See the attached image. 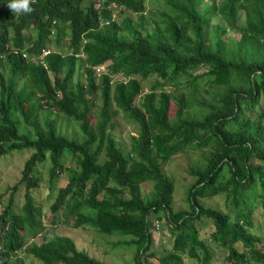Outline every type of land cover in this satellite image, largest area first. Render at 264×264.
Wrapping results in <instances>:
<instances>
[{"label": "trees", "instance_id": "16d2710c", "mask_svg": "<svg viewBox=\"0 0 264 264\" xmlns=\"http://www.w3.org/2000/svg\"><path fill=\"white\" fill-rule=\"evenodd\" d=\"M99 1L31 0L30 13L16 14L0 0V157L29 152L22 206L14 209L11 191L5 204L0 194V264H20L19 250L44 264H106L68 236L23 248L45 231L32 197L39 164L50 178L67 174L50 219L59 212L74 227L129 236L121 242L136 245L135 264H146L144 254L183 264L185 252L212 264L194 223L201 217L212 220L208 239L227 249L228 264H264L249 230L264 210V0H114L134 17L113 21ZM119 112L135 124L127 150L114 137ZM59 114L80 140L60 132ZM190 147L210 150L188 169L189 209L175 210L163 164ZM219 194L231 199L233 217L202 203ZM151 215L167 224L170 247L154 250Z\"/></svg>", "mask_w": 264, "mask_h": 264}, {"label": "rangeland", "instance_id": "374dc122", "mask_svg": "<svg viewBox=\"0 0 264 264\" xmlns=\"http://www.w3.org/2000/svg\"><path fill=\"white\" fill-rule=\"evenodd\" d=\"M146 3L148 4L149 0H146ZM126 15L134 17L133 13L127 12L126 9H123L118 13L117 18L123 19ZM80 64L82 65L81 61ZM100 70H102V68ZM3 75L7 76L6 72H3ZM112 79L122 80L123 78L121 75H113ZM150 82L151 81L144 82L142 84V94L148 90ZM202 94L209 99L208 95L204 93ZM97 104H101V98L97 100ZM60 116L61 115L59 114V117L56 118V124L60 132L70 138L73 137L80 140L76 124L72 121L61 119ZM134 128L135 124L126 119L122 112H119L114 121L113 132L120 147H126V150L131 147L132 136H136ZM209 150L210 147L201 149L195 147L186 148L184 151L175 154L170 160L163 164L169 177L174 179L173 200L175 206H173V208L175 210L189 209L187 192L189 191L190 184L193 182L194 178L189 175L188 169L191 166L202 165ZM28 153L27 150H15L0 157V194H4L2 204H5L8 193L11 191L15 210H19L25 200V187L20 183L19 177L23 160L28 156ZM101 157L103 158L104 156L101 155ZM37 170H39V187L34 189L32 197L36 204H42L43 222L46 227V232L45 235L44 233H38L33 238H29L23 248L32 242L42 243L44 240H49L55 235H61L70 237L79 250L86 251L89 256L101 260L106 264H135L134 257L136 253V245L134 243L123 244L121 242L125 238L129 239V236L104 234L90 227H74L70 223H67L59 212L55 214V218L52 221L50 219L48 206L55 198L58 189L66 182L67 174L59 172L57 174L58 176L50 178L48 166H41L40 164L36 166L35 173H37ZM14 188L15 190L13 193L12 189ZM202 203L214 208L219 206L223 211L227 212L232 217L234 216L235 210L233 209L231 199H226L224 194H219L212 198H205ZM1 209L2 207L0 206V212ZM154 216L155 215H151L153 221L150 230L152 231V236L154 238L152 246L154 250L158 251L162 250L161 248L163 245L170 247L173 236L169 232L166 223L158 221L159 227L155 226V219H157V217L154 218ZM194 223L200 231V236L210 246L212 251L211 263L228 264L226 258L228 252L227 249L223 245H218L216 242L208 239V235L213 229L212 220L207 217H201L195 220ZM249 230L259 239L257 244L264 250V210L262 206H258L254 211ZM156 257L157 255L144 254L142 259L146 260V264H159ZM13 259L19 260L20 264H43L40 260L24 250L17 251V255L13 257ZM182 260L184 262L183 264H200L198 260L190 258L186 252L183 253ZM251 264L262 263L254 261Z\"/></svg>", "mask_w": 264, "mask_h": 264}, {"label": "clouds", "instance_id": "9594fccd", "mask_svg": "<svg viewBox=\"0 0 264 264\" xmlns=\"http://www.w3.org/2000/svg\"><path fill=\"white\" fill-rule=\"evenodd\" d=\"M30 2H31V0H11V2L7 5V7H8V9H10V11H12V12H14L16 14H21V13H25L26 14V13H30L33 10L30 7ZM97 6L99 8H107V9L112 10V15H111V20L112 21L113 20H117L118 19L117 16H118L119 10L120 9H124L122 7H118L117 3L114 0H100L97 3ZM105 23H108V20H106ZM48 52H50V50L44 51V55H46ZM106 64L107 63L96 66L95 67V73L97 75H100V74L104 73L106 71ZM101 68H102V70H100ZM112 81H114V80L112 79ZM155 226L159 227V222L158 221H156ZM44 230L45 231L43 233L45 235L46 227H45Z\"/></svg>", "mask_w": 264, "mask_h": 264}]
</instances>
